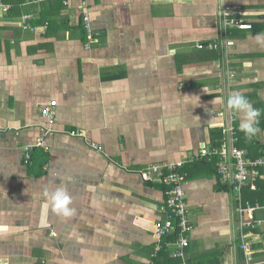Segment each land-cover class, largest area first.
<instances>
[{"label":"crops","instance_id":"crops-1","mask_svg":"<svg viewBox=\"0 0 264 264\" xmlns=\"http://www.w3.org/2000/svg\"><path fill=\"white\" fill-rule=\"evenodd\" d=\"M2 1L0 264H154L166 187L140 172L178 163L190 264H246L239 202L218 159L196 157L231 113L239 127L226 107L234 92L261 110L260 132L248 140L239 128L238 147L254 158L264 148V0ZM225 8L253 29L223 26ZM61 186L75 213L49 211L42 226L44 191ZM243 234L251 263L264 264V226Z\"/></svg>","mask_w":264,"mask_h":264},{"label":"built area","instance_id":"built-area-1","mask_svg":"<svg viewBox=\"0 0 264 264\" xmlns=\"http://www.w3.org/2000/svg\"><path fill=\"white\" fill-rule=\"evenodd\" d=\"M10 7L0 0V11L6 12ZM221 22L225 27H233L239 30H252L253 24L237 21L229 8L221 10ZM86 28L89 37H92V29L88 16L85 17ZM92 39V38H91ZM226 48L232 46V42L227 41ZM203 48V46H199ZM212 49L218 50L219 45H211ZM57 105V101H52L49 106L42 109V115L47 118L50 123L55 120L52 108ZM224 116V113H219ZM238 116L230 114L228 122L222 128V139L219 144H211L202 149L200 156L196 160L212 161L214 158L217 162V176L222 186L230 189L236 196L240 207L237 209L240 221L243 255L247 263H251L253 254L251 242L245 238L243 230L248 228H258L264 226L263 220L247 221L246 215L253 219L255 211L262 210L264 212V204L246 205L243 204V192L245 189L256 190L257 182L260 178L264 179V150L258 158L250 157L244 150L238 147L240 141ZM97 148V146H95ZM33 148L27 149V159H30V153ZM184 163L175 165L162 164L153 165L146 170L140 172V176L144 182L160 183L166 187L165 200L158 208L160 218L155 223L154 235L156 245L153 253L155 258L164 248L170 250V255L181 261V264H190L187 249L190 246V236L194 230L190 220L189 204L185 192L186 173L181 170ZM174 238V240H172Z\"/></svg>","mask_w":264,"mask_h":264},{"label":"clouds","instance_id":"clouds-1","mask_svg":"<svg viewBox=\"0 0 264 264\" xmlns=\"http://www.w3.org/2000/svg\"><path fill=\"white\" fill-rule=\"evenodd\" d=\"M259 35V34H258ZM226 107L229 111L240 114L239 128L245 134L246 139L251 140L260 132L258 127L261 110L255 108L253 104L241 93H231L226 101ZM45 202L41 205V225L47 218L49 211L63 216L72 217L75 210L72 205V197L64 187H57L52 191L45 189Z\"/></svg>","mask_w":264,"mask_h":264},{"label":"trees","instance_id":"trees-1","mask_svg":"<svg viewBox=\"0 0 264 264\" xmlns=\"http://www.w3.org/2000/svg\"><path fill=\"white\" fill-rule=\"evenodd\" d=\"M238 145H239V143H238ZM263 150H264V148L261 149L260 151L263 152ZM261 152L259 155L255 156V158H258L261 155ZM222 187H224V186H222ZM224 188L226 189L227 187H224ZM243 204L244 205L264 204V179H262V178L259 179V181L257 182V185H256V190H250V189L244 190V192H243ZM172 240H174V238ZM153 259H154V264L166 263L162 259H165L169 263L172 261H176V262L178 261L179 264H181V261L179 259L173 258L170 255V252L167 248H164L155 258L153 257Z\"/></svg>","mask_w":264,"mask_h":264}]
</instances>
